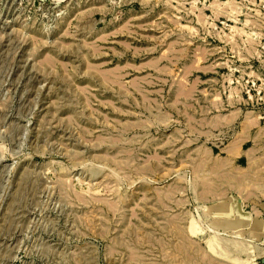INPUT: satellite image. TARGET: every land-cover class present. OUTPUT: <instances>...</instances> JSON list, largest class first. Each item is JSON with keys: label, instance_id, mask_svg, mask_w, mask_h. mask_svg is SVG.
Instances as JSON below:
<instances>
[{"label": "rangeland", "instance_id": "obj_1", "mask_svg": "<svg viewBox=\"0 0 264 264\" xmlns=\"http://www.w3.org/2000/svg\"><path fill=\"white\" fill-rule=\"evenodd\" d=\"M237 112L264 122V0H0V264H264L215 212L264 188Z\"/></svg>", "mask_w": 264, "mask_h": 264}, {"label": "crops", "instance_id": "obj_2", "mask_svg": "<svg viewBox=\"0 0 264 264\" xmlns=\"http://www.w3.org/2000/svg\"><path fill=\"white\" fill-rule=\"evenodd\" d=\"M220 126L225 130L237 129L233 138L232 150L237 149L238 155L231 159L236 165V170L243 167L249 168L252 161L255 160V165L260 169L258 173L264 175V122L237 112L223 118ZM238 181H240L239 187L238 185L236 188L232 187L233 193L229 195L230 197L227 196L228 199L222 200L219 205L216 204L217 210L221 207L229 210L235 205L233 208L238 210L239 215L242 214L248 218V221H243L241 226L248 230L256 228L257 231L264 234V188L261 190L245 188L243 184L245 181L256 184L255 178L252 176L249 178L242 176L237 178ZM228 214L230 219H234V216L237 215L230 211ZM230 228L233 229L230 226L227 229Z\"/></svg>", "mask_w": 264, "mask_h": 264}, {"label": "bare ground", "instance_id": "obj_3", "mask_svg": "<svg viewBox=\"0 0 264 264\" xmlns=\"http://www.w3.org/2000/svg\"><path fill=\"white\" fill-rule=\"evenodd\" d=\"M247 192V191H246ZM235 206V205H234ZM233 206V207H234ZM229 208V210L228 209H224V208H219V209H221V210H216L215 212L217 213V215L220 217V219H221V223L222 224H224V226H226V225H228V224H235L236 223V221H238V219L240 218V220L241 219H244V217L247 219V217L244 215H239V213H238V210H236V208L234 209V208ZM227 210H228V212H227ZM229 211L231 212V213H233V214H237V215H235L234 216V219H230L229 218V214L227 215V213H229ZM228 219H230V220H228ZM239 222V221H238ZM217 226V225H216ZM192 231H196V227H195V225H192ZM246 231V230H245ZM201 232V231H200ZM221 232V231H220ZM237 232H239V231H237ZM212 241V240H211ZM210 244V243H209ZM211 244H212V246L213 245H215V243H214V240H213V242H211ZM211 244L209 245V246H211Z\"/></svg>", "mask_w": 264, "mask_h": 264}]
</instances>
